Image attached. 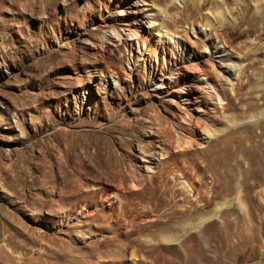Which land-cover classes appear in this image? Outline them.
<instances>
[{"label":"rangeland","instance_id":"rangeland-1","mask_svg":"<svg viewBox=\"0 0 264 264\" xmlns=\"http://www.w3.org/2000/svg\"><path fill=\"white\" fill-rule=\"evenodd\" d=\"M151 1L191 54L172 75L159 61L162 86L122 52L126 31L111 34L116 8L83 24L84 0H0V264H264V0ZM208 29L239 68L233 91ZM202 76L222 87L223 110ZM210 117L235 124L177 153V129L189 139L188 118ZM235 183L241 207L174 228L212 214ZM172 226L179 241L163 244Z\"/></svg>","mask_w":264,"mask_h":264},{"label":"bare ground","instance_id":"bare-ground-1","mask_svg":"<svg viewBox=\"0 0 264 264\" xmlns=\"http://www.w3.org/2000/svg\"><path fill=\"white\" fill-rule=\"evenodd\" d=\"M126 3H128L132 6L133 12L135 13V15L139 19L140 18L144 19V20L146 19L150 22L149 27L153 31V32L151 31L152 33L140 34L136 28H132L131 25L128 24V22H126V20L124 19L125 18L124 15L127 13V11L124 8V5ZM216 6L218 7L219 5L216 4ZM82 7L85 10V13H84L85 17L83 20L84 21L83 24L86 22V20H87L86 18L89 16V14L96 11L95 8H101V9H107L110 7L116 8L117 14H118V19H119V21H122V22H120L119 28L115 26L112 29L111 34L114 37H116L117 40L121 41L123 38V36H122L123 31L124 30L126 31L127 37L124 39V41L120 45L122 48V52L125 54V56H127L128 59H132L135 62L138 60H141L142 65L144 67H146L148 77L152 78V80H155V78H156L155 77V69H157L159 61L161 64V70L166 75L167 74L172 75L171 73H173V72L177 73L176 69H178L180 66L178 64H180L181 62L185 63V62L190 61L191 54L186 51V47L182 43L183 41L181 42L179 39H177L176 35H171L167 30H165L163 28L164 17H165L164 13L165 12L163 13L161 8L154 7L151 0H84ZM166 7L170 8V5L165 6V8ZM81 28H84V25H82ZM202 33H203V36H205V38L209 41L208 42L209 46L212 47L211 52L213 54H215V56L217 57L216 59L218 61V65L220 67L219 71L221 72V76H222V82H221L222 85L227 84L229 89L233 91L234 90V84L230 80H231V78H237L239 76V68L236 67L237 64L235 65V63L233 61H230L229 58L228 59L226 58L227 53L217 43L218 41H217L216 35H213V33H211V31L209 29L206 31L203 30ZM151 34H152V37L154 35L156 38L152 39L150 36ZM161 48H162V52H164V53H162V55L159 52V50ZM226 60H228L229 62H227ZM196 64H198V63H196ZM191 68H192L193 77H197V75H199L201 73L200 71L197 70V68L195 66H192ZM204 76L200 77V79L205 80L203 82L206 86L205 93H207L210 101L215 106H218L223 110L224 107L222 104H225L223 102L225 96L222 93V90H221L222 87L219 86V84L213 82L211 79H209L210 80L209 81L208 80L209 77L207 78V76L206 77H204ZM156 79H158V81L156 83H159V85L162 86L164 84V80L162 79V77L157 76ZM175 80L178 84V80L177 79H175ZM181 88H183V87H180V89ZM180 100L182 103L186 102L185 98H180ZM203 110L204 109H202V107H200V106L197 109L198 112L203 111ZM217 119L210 117L209 121L207 122V120H205V121L204 120L191 121V119L188 118L187 125H188L189 134L187 133L188 134L187 137H189V139L185 138V132L183 130L177 129V136H176V140H175L176 145L174 147L175 151L176 150L183 151L186 149H191L194 146L193 143H196L199 145V147L204 148L205 146H207L206 144L209 143V141L211 142L212 139L214 140L215 138H217L218 135L220 134V132L227 130L228 127L235 124V123L226 122V120L225 121L221 120L220 122H222V125L217 126V125H215L217 123L216 122ZM162 150H163V153H168L167 151H165V149L162 148ZM100 154H101L100 151L95 149L93 152H91L89 154V156L91 155V157H99ZM217 162H219V161H217ZM219 164H220V162H219ZM136 180L137 179H135V181ZM131 184H132V182H131ZM183 187H185L186 189L188 188L187 186H185V184H183ZM132 188H136V185L133 184ZM133 191H135V190H133ZM232 192L234 193V195L231 198L225 199V200H219L215 204L212 214H208V215L203 214V215L199 216L195 221L184 220V222H182V223H177V225L174 226V228L181 229L184 232V234H188L190 232H196L197 228H199V226L202 223H204V221L213 217V215L219 209L224 208L225 206H227L233 202H236L238 204V206L241 207V202H240L241 188H240L239 183H235L233 185ZM112 196H113V194L108 192L105 195V199H108L109 197H112ZM171 213H172V211H171ZM152 221H153V219H152ZM172 228H173V226L172 227H165V228H163L164 230L160 233L159 238L163 244L169 245V244L178 243L179 238H180V236L178 235L179 232L176 233L173 230L170 231V229H172ZM18 231L21 232L20 230H18ZM103 241H105V240H103ZM146 242H148V240Z\"/></svg>","mask_w":264,"mask_h":264}]
</instances>
